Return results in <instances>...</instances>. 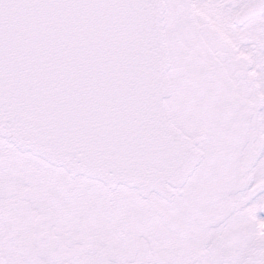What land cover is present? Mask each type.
I'll return each mask as SVG.
<instances>
[{
  "label": "snow or ice",
  "instance_id": "1",
  "mask_svg": "<svg viewBox=\"0 0 264 264\" xmlns=\"http://www.w3.org/2000/svg\"><path fill=\"white\" fill-rule=\"evenodd\" d=\"M0 264H264V0H0Z\"/></svg>",
  "mask_w": 264,
  "mask_h": 264
}]
</instances>
